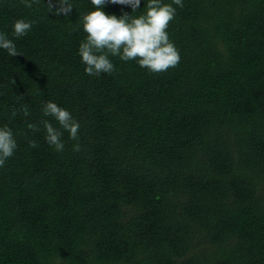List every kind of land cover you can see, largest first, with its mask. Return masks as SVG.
I'll list each match as a JSON object with an SVG mask.
<instances>
[{
    "label": "trees",
    "instance_id": "obj_1",
    "mask_svg": "<svg viewBox=\"0 0 264 264\" xmlns=\"http://www.w3.org/2000/svg\"><path fill=\"white\" fill-rule=\"evenodd\" d=\"M70 2L57 15V0H0L20 53L0 49V127L17 142L0 167V264H264V0H183L167 30L177 67L117 56L98 77L79 55L94 6ZM21 18L34 23L16 38ZM48 101L80 124L62 152L40 124L59 127Z\"/></svg>",
    "mask_w": 264,
    "mask_h": 264
},
{
    "label": "clouds",
    "instance_id": "obj_2",
    "mask_svg": "<svg viewBox=\"0 0 264 264\" xmlns=\"http://www.w3.org/2000/svg\"><path fill=\"white\" fill-rule=\"evenodd\" d=\"M26 7L31 8L40 0H20ZM59 7L56 14H70L73 6L70 0H57ZM95 10L82 16V27L86 33L85 39L79 44V55L85 65V73L89 76H100L102 73L112 74L116 71L110 57H119L121 61L134 60L141 68L151 73H162L170 68H175L180 63V53L175 44L170 40L168 28L176 16L178 6L182 8L183 0H172L164 3L163 0H148L146 11L139 16L125 14L121 18L108 15L101 9L106 0H90ZM111 3L129 5L133 13L139 8L141 0H111ZM48 10H52L49 3ZM33 21L17 19L13 24L12 35L21 38L31 31ZM0 49L7 51L8 55L15 57L20 55L13 39L6 32H0ZM25 117L30 115L25 105L20 109ZM44 117L53 118L59 125L54 127L48 119H42L40 124L45 130V139L49 146L54 147L57 152L64 150L65 144L62 140L63 132L69 134V139H79V122L65 108L57 103L48 101L42 108ZM12 115H16L13 110ZM33 132L38 130V125L28 124ZM29 146L36 148V141H30ZM17 142L13 131L8 125L0 127V167L14 155ZM74 151H80V145H74Z\"/></svg>",
    "mask_w": 264,
    "mask_h": 264
}]
</instances>
